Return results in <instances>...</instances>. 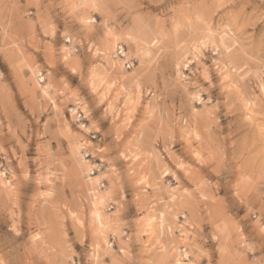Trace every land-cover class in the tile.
Wrapping results in <instances>:
<instances>
[{"label":"clouds","instance_id":"9594fccd","mask_svg":"<svg viewBox=\"0 0 264 264\" xmlns=\"http://www.w3.org/2000/svg\"><path fill=\"white\" fill-rule=\"evenodd\" d=\"M0 264H264V0H0Z\"/></svg>","mask_w":264,"mask_h":264}]
</instances>
